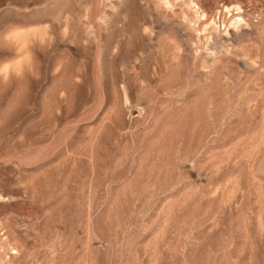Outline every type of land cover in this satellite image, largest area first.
Returning <instances> with one entry per match:
<instances>
[{
  "label": "rangeland",
  "instance_id": "374dc122",
  "mask_svg": "<svg viewBox=\"0 0 264 264\" xmlns=\"http://www.w3.org/2000/svg\"><path fill=\"white\" fill-rule=\"evenodd\" d=\"M0 264H264V0H0Z\"/></svg>",
  "mask_w": 264,
  "mask_h": 264
}]
</instances>
